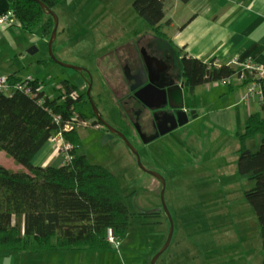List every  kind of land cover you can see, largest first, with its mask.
I'll list each match as a JSON object with an SVG mask.
<instances>
[{"label": "rangeland", "instance_id": "374dc122", "mask_svg": "<svg viewBox=\"0 0 264 264\" xmlns=\"http://www.w3.org/2000/svg\"><path fill=\"white\" fill-rule=\"evenodd\" d=\"M105 1L62 0L57 5L59 11H54L58 19L57 28L59 25L66 27L69 35H79L80 38L69 37L67 55L57 58L54 51L53 54L59 62L80 68L82 65L100 68L104 74L111 72L108 68V64H111L110 68L115 66L119 79H122L128 67L120 57L126 47L113 50L112 44L116 40H124L126 36L123 33L132 34L138 27L139 30L146 28L144 32L150 27L135 14L132 0H108L114 1V6L118 5L117 12ZM69 20L73 24H68ZM86 21L87 24H84ZM31 47L36 51L29 53ZM21 53V58L13 57L15 63L25 60L26 66L19 71L28 74L39 68L36 76L50 94H57L58 85L63 80L78 84L76 76L70 75L73 69L62 67L57 61L47 60L50 57L44 40L24 46ZM69 54L75 58V63L64 61ZM171 56L174 57L173 71L179 75L180 60L176 59L175 52H171ZM40 59L47 60V63L40 65ZM79 87L80 90L86 89L87 84L83 82ZM120 91L122 96L119 106L123 105L127 89L124 93ZM93 96L91 94L94 101ZM101 107H98V111L102 119L113 128L120 127L116 121L119 111ZM83 110L88 113V106H84ZM121 110L125 111L124 108ZM127 111L121 117L125 122L124 129L128 132L127 140L137 151L140 164L116 135L111 134L117 143L103 142V131L95 126H75L78 132L75 144L79 146L77 151L84 154L90 163L106 167L122 187L125 203L131 212L124 251L149 255L151 264L169 230V220L162 209L160 181L144 172L143 166L159 174L165 181L163 200L173 227L172 244L157 258L155 264H177L182 259L188 264H218L219 261L221 264H262L264 254L259 226L250 204L243 195V198L240 196V192L247 188L248 180L237 170L238 153L233 152L230 135H219L216 130L209 134L210 131H203L196 123L185 129L186 138L172 139L173 136L165 134L143 142L140 133L145 136L151 133L150 113L147 109L135 113L132 106ZM135 124L140 133L136 131ZM175 145L179 147L176 155L172 151ZM171 175L175 176V183L170 182ZM137 231L144 234L136 235L140 237L134 241L131 235ZM235 232L238 234L232 238ZM245 232L249 234L245 235ZM230 234L232 237H229ZM178 237H182V242L179 247H175L174 242ZM232 245L235 248L229 249ZM222 246L228 247V250L220 254ZM195 256L197 260H194Z\"/></svg>", "mask_w": 264, "mask_h": 264}, {"label": "trees", "instance_id": "16d2710c", "mask_svg": "<svg viewBox=\"0 0 264 264\" xmlns=\"http://www.w3.org/2000/svg\"><path fill=\"white\" fill-rule=\"evenodd\" d=\"M38 1L45 9L34 0H6L24 32L38 26L40 36L48 40L53 19L46 11L53 10L62 0ZM131 6L158 37L163 36L164 0H132ZM47 60L39 64L45 65ZM212 63L181 58L180 75L188 91L235 73L229 65ZM8 80L13 86L21 78L12 75ZM42 84L35 79L30 86L36 91ZM57 90L56 95L37 92L33 97L15 89L11 94L0 93V151L22 166L13 170L0 165V246L13 253L105 249L110 247L106 240L108 228L120 240L129 229L131 212L116 176L106 167L90 163L77 151L75 127L62 131L64 124H73L76 114L82 120L93 117L86 89L79 90L74 83L63 80ZM72 91L78 92L77 98L69 97ZM84 106H88V113ZM55 115L60 117L59 121ZM59 132L74 145L70 161L59 167L34 166L31 162L34 155ZM257 135L261 137L258 149L248 150L245 141ZM238 141L237 170L254 182L244 190L243 197L254 211L264 254V91L260 112L245 120Z\"/></svg>", "mask_w": 264, "mask_h": 264}, {"label": "crops", "instance_id": "0c3cea01", "mask_svg": "<svg viewBox=\"0 0 264 264\" xmlns=\"http://www.w3.org/2000/svg\"><path fill=\"white\" fill-rule=\"evenodd\" d=\"M105 2L109 3V7L113 8L114 12H117L118 5L114 6V1L107 0ZM164 2V18L161 22L163 36L158 37L151 28L147 29L150 33H146L147 30L142 32L146 28L139 30L138 27L132 34L123 33L127 41L125 39L120 42L116 40L112 44L113 50L126 47L124 54L120 57L124 59V63H127L126 60L130 52L144 47V50L146 49L149 54L154 52V57L158 61L162 63L169 61L171 65L174 58L171 56V52L176 53L177 60L184 57L195 58L206 63L212 61L214 66L229 65L235 69V73L240 71L242 64L264 65V0H190L186 3L179 0H164ZM7 9L6 0H0V16ZM55 10L59 11L57 5L53 8V11ZM90 20L91 18L88 21ZM88 21L84 24H87ZM68 24H73V22L69 20ZM73 36L80 38L79 35H69L66 27L59 25L53 42V51L57 58L67 55L70 49L68 39ZM43 40L47 45V40L40 36L38 26L26 33L15 18L10 23L0 24V73L8 77L12 75L19 78L30 76L40 81L36 76L39 68H35L33 73L22 74L19 69L26 66L25 60L21 59L15 63L13 57H20L24 46L37 44L38 41ZM34 49L31 50V53L36 51ZM165 52L169 54V60L161 59ZM67 58H65L66 60L63 59L68 63H75L76 61L70 54ZM116 60L118 61L119 58L117 57ZM110 66L111 64H108L111 72L107 73L110 76L104 74L100 68L82 65V69L89 71L91 77L90 94L94 95L97 108L101 105V109L111 108L114 111H119L116 117V121L119 123V117L128 112L127 105L120 104L119 106V99L122 96L120 90L124 93L129 81L123 74L122 79H119L120 75L117 68L115 66L110 68ZM70 75L76 76V83H78L76 85L80 90L79 86L83 84L81 76L73 70H70ZM176 78L182 80L180 74H177ZM245 83L246 81L240 82L236 77H233L227 83H221L218 80L200 84L193 89V92L188 91L185 87V106L189 109L192 118L175 131L177 137L174 136L172 139L184 136L186 138L185 129L199 123L198 125L202 127L203 131H210L209 134L216 130L219 135H230L229 141L232 142L233 152L236 153L239 147L238 135L243 130L245 120L251 114L260 112L261 109V100L258 96L243 99ZM42 86L46 95L51 96L48 88L44 87L43 84ZM262 91H264V81H262ZM121 108H124L125 111H122ZM102 127L97 129L103 131V142L117 143L115 137H112L111 133ZM255 139L256 141H253ZM260 140L261 137L257 135L247 139L244 145L248 150L255 151L259 147ZM175 146L172 149L174 155L179 150V147ZM55 149L56 146L48 140L34 155L32 164L38 167L63 165V156ZM0 165L13 170L22 169L21 165L16 164L3 151H0ZM245 176L244 178L248 181L246 183L247 188L244 190L251 188L254 184L247 175ZM174 177L171 175V183H175ZM244 190L240 192L241 197ZM235 216L240 218L238 214ZM228 229L235 230L234 228ZM142 234L144 233L141 231L132 233L131 236H134L132 240L137 241L140 236L136 235ZM237 234L235 232L233 237L231 234L229 237L236 238ZM248 234L249 232H245V235ZM126 240V236L120 240L118 249L109 245L110 247L105 249H56L40 253H13L0 246V264H149V255H135L124 251ZM171 240L168 247L172 244ZM181 242L182 237H178L174 242L175 247H179ZM227 248L222 246V251L219 253L222 254L228 250ZM231 248L234 249L235 247L232 245L229 249ZM197 259L195 256L194 260ZM177 264L188 263L182 259ZM218 264H221V261Z\"/></svg>", "mask_w": 264, "mask_h": 264}, {"label": "water", "instance_id": "95a60500", "mask_svg": "<svg viewBox=\"0 0 264 264\" xmlns=\"http://www.w3.org/2000/svg\"><path fill=\"white\" fill-rule=\"evenodd\" d=\"M34 1H36L42 9H45L44 5L40 1H38V0H34ZM46 13L49 14L53 19V28H52L51 34L47 40V50H48L49 57L52 60L57 61V63H59L62 67L73 69L75 71H83L84 69H82L80 67L68 65V64L59 62L58 60L55 59L52 46H53V42H54V39L56 36L58 19H57L53 10L46 11ZM33 49H34V47H31L28 50V52L31 53V50H33ZM140 56H141L142 65L144 66L143 70H141L137 74L133 75V77L129 76L130 74H129V71L127 69L124 70L125 78L128 81L133 80V84H131L129 86V90L130 91L136 90L134 95H133L134 98L136 100H138L148 111L152 110L154 108L157 109V108H160L164 105H167L168 108L170 109V111L173 112V114L169 115V117H168L171 119L172 124H170L168 126L167 130L159 131V133H157L156 135H153V136L142 135L140 133V129H139L138 125L135 124V127L137 129L136 131L138 133H140V137H141L142 141L143 142H149V141L157 138L159 135L162 136L166 132H171V131L175 130L176 128H179V127L185 125L192 117L189 115L190 112L188 114L186 111L187 108L185 106L183 83L178 82V83L166 85V82H164L163 88L159 87L158 85H155L150 78V74H149L147 65L155 64L156 62H158V60L156 59V57L148 55L145 51L140 53ZM139 73L144 75L145 80H143L141 82H138L136 80ZM145 82H147V83L145 84ZM90 88H91V81L88 83L87 88H86V98H87V101L89 102V105L91 106L92 114H93L95 120L97 122H99V124L101 126H103L109 133L116 135L126 145V147L132 152V154L136 157L137 163L140 164L137 151L129 143V141L127 140V137L124 135V133L117 130L116 128L109 126L100 116L99 111H98V109H97V107H96V105H95V103H94V101L90 95ZM141 168L144 172L150 174L152 177H154L160 181V184H161L160 195H161V201H162V209H163V213L165 214V216L169 220V230H168L167 238H166L163 246L161 247V249L154 255V257L151 261V264H155L157 258L165 251V249L168 247V245L170 243L172 233H173V227H172L170 215L166 209V206H165L164 200H163V193H164V186H165V183H164L165 181H164L163 177H161L159 174H157L154 171H151V170H148L147 168H144L143 166H141Z\"/></svg>", "mask_w": 264, "mask_h": 264}, {"label": "built area", "instance_id": "2783aa9c", "mask_svg": "<svg viewBox=\"0 0 264 264\" xmlns=\"http://www.w3.org/2000/svg\"><path fill=\"white\" fill-rule=\"evenodd\" d=\"M13 13L11 10L7 9L1 16H0V24H7L12 22ZM16 19V18H15ZM17 20V19H16ZM19 22V21H18ZM240 71H236L233 75L227 78H223L219 80L221 83H227L231 81L233 77L240 82L246 81L245 83V93L243 99L251 98L253 96H258L260 100H262V81H264V65H256V64H242ZM33 77H25L21 78L20 82H16L13 86L9 84L8 76L3 75L0 73V93L11 94V92L15 90L22 91L26 95L31 97L35 96L37 92L42 93L46 96L45 89L41 85L37 88L36 91L31 89L30 83L34 82ZM69 97L75 99L78 97L77 91H72L69 94ZM41 102L42 99H39ZM60 117L55 115V120L59 121ZM73 124L66 123L63 125L62 131H71L73 127L77 126H87L93 125L96 128L102 127L99 122L95 120V118H91L89 120H82L80 119L77 114L74 115L72 119ZM49 141H51L56 146V151L63 156V164L68 163L71 159L70 151L74 149V145L70 142L64 140L62 136V132L52 136ZM106 240L113 248L118 249L120 246V239L114 236L112 229L108 228L106 230Z\"/></svg>", "mask_w": 264, "mask_h": 264}, {"label": "flooded vegetation", "instance_id": "af4514ba", "mask_svg": "<svg viewBox=\"0 0 264 264\" xmlns=\"http://www.w3.org/2000/svg\"><path fill=\"white\" fill-rule=\"evenodd\" d=\"M144 51L150 56H155L154 52L152 54H149L146 49L144 50V47H141L140 49H137L136 51L130 52L129 53L130 57L128 56L127 60L125 59L127 61V67H128L127 70L129 71L130 77H133V75H135L138 72H140L141 70H143L144 66L142 65V62H141L140 53H142ZM133 52H134V54H133ZM161 59L169 60L170 56L168 53L165 52L162 55ZM147 67H148V71H149L150 78H151L152 82L161 88L164 87V85H163L164 82H166V85L182 82V80H179L178 78H176V75L173 71V67L169 61H168V63H162L161 61H158L155 64L147 65ZM77 73L81 76L82 81L88 85V83L91 81L89 71L84 69L83 71H77ZM136 80L138 82H141V81L145 80V77H144V75L139 73ZM146 83L147 82H145V84ZM131 84H133V80H129L128 87L126 88L127 93H126V96L124 97V100H123V105H127V107L132 106L133 112H135V113L137 111H141V113H142V110H144V109L146 110V108L138 100H136L134 98L133 95H134L136 90H133V91L129 90V86ZM183 88H185L184 84H183ZM96 105H97V103H96ZM186 111L189 114V112H190L189 109H187ZM148 112L150 113V123H151L150 136L156 135L157 133H159V131L167 130L168 126L170 124H172L171 119L168 117H169V115H172L173 112L170 111V109L168 108L167 105H164V106L157 108V109L154 108L152 110H149ZM189 115L191 116V114H189ZM119 126L120 127L116 128V129L121 131L122 133H124V135L127 137L128 132H127V130L124 129L125 122L123 121V119L121 117H119ZM177 129L178 128H176L175 130H173L171 132H166L165 134H168V135L173 136V137L174 136L177 137V135L175 134V131ZM165 134H163V135H165Z\"/></svg>", "mask_w": 264, "mask_h": 264}]
</instances>
